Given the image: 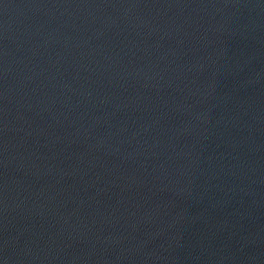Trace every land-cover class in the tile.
<instances>
[{
    "label": "water",
    "instance_id": "95a60500",
    "mask_svg": "<svg viewBox=\"0 0 264 264\" xmlns=\"http://www.w3.org/2000/svg\"><path fill=\"white\" fill-rule=\"evenodd\" d=\"M0 264H264V0H0Z\"/></svg>",
    "mask_w": 264,
    "mask_h": 264
}]
</instances>
